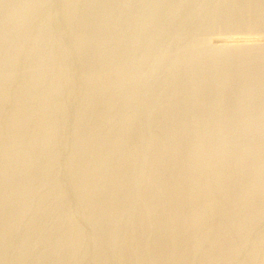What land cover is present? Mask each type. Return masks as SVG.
Returning a JSON list of instances; mask_svg holds the SVG:
<instances>
[{
  "label": "rangeland",
  "instance_id": "1",
  "mask_svg": "<svg viewBox=\"0 0 264 264\" xmlns=\"http://www.w3.org/2000/svg\"><path fill=\"white\" fill-rule=\"evenodd\" d=\"M81 1H82V3H81ZM157 1H158V3H157ZM21 2H23V3H21ZM94 2H95V5H94ZM183 2H185V3H183ZM241 7H242V5L236 4L234 2V0H162V1H160V0H130V1L129 0H123V2H122V0H98V1L97 0H94V1L93 0H74V1L73 0H31V1L30 0H11V1L10 0H7V1L6 0H0V14H1L0 15V61H1L0 66L2 67V69L0 68V75H2V77L0 76V101H1L0 102L1 103L0 104V114H1L0 115V118H1L0 119V122H1L0 123V140H1L0 141V153H1L0 159L1 160L0 161L3 162L2 158L5 157V156L3 157L4 153H7L12 146V143L10 142L11 140H10L9 136L12 135L13 132H10V131H12V129L15 128V127H13L15 125V123L19 124V122H20L21 126H23V127L19 128L20 127L19 126L18 127L19 129L17 131L19 133L20 132L21 133L19 134L18 132H14V134H13L15 137H17V135L18 136L21 135V136L19 137L20 139H19L17 145H14L15 148H18L17 149L18 151H17L16 157L14 156L15 158L13 157L14 159H12L13 163L12 162L11 163L13 164V166L16 164H19V166H20L21 162H24L23 159H25V162L27 163L26 164L27 167H22L19 169L17 168L18 170L15 169L16 172H14V173H18V174L13 175V177L15 176L14 178H16V177L18 178L20 176L19 177L20 179L16 178V184L18 183V185H25L27 183L28 184L30 183V185H31V184L35 183L34 185H36V186H34V190L32 192H30V194L29 193L26 194L27 198H24L25 200L27 199V201L32 205L31 208L29 209V211H27L29 213H26V217L28 218V220L30 222L27 220L26 221L27 223H25L26 225L23 224L21 226L22 228L20 227L21 231H19V234L21 233V235H20L21 238L24 237L23 235L26 233V231H29V228H30V230L31 229L34 230L35 233L37 232L35 235H32L29 239V240H31L30 243H32V244L29 243V245H30V248H29L30 249L29 250L30 251V261L31 262H33V260L44 249V247H46L45 248L46 250H48L50 247V249L52 251V249H53L52 245H56L55 242H57L59 239L61 240L63 238V235L65 236V234H66L65 231H67L66 228L69 227V224L65 220L66 215L67 214L68 215L73 214V216L78 217L76 219L77 221L74 222L75 223V225H74L75 226V232L77 229V233H80L78 235H80L82 237L81 241H80L82 244L80 243L81 244L80 245V244H78L79 242L73 241V242L77 243V245H74V246L76 249H79V248L81 249L82 247L83 248L85 247L84 249L88 250L87 253L84 254V256L81 255V258L79 261L80 263H77V264H88V263L89 264H96L93 260V256L91 253V247H93V246H91L90 241L87 240V238H85V236L88 237V236L92 235L93 229L89 225V219L87 217H84V215L82 216V213L80 212V211H82L81 210L82 205H84V202L82 200L83 198H81L79 196L77 188H75L73 186V182H72L73 176H72V172H71L70 163H71L72 157L74 155L73 154L74 150H75L74 148L77 145L82 144V142H83V144H85V148L84 149L82 148V150L80 151V156H79L80 160L78 159V162H80V163H78V167L80 169L83 166H86L89 164V162H88L89 160L87 159V157L85 155L86 153L95 151L96 148L98 149V147L101 145L105 146L106 148L109 147L110 152H109V150L104 149L105 152L101 151L102 153L99 154V157H98L99 159L97 158V160H95L98 162V164L101 163L105 159L108 162H111L112 160H114L113 162H111V165L107 166L108 168L106 166H103V168L106 169L105 170L106 173L104 172V169H103L101 171V173H103L102 175H109L112 172H114L116 167H118L114 163L117 162V160H119L120 158H125V156L128 157V155L133 156V160L135 159L134 160V166H136V167L132 169L133 170L132 173L134 172L133 176H137L139 178V180H137L136 183H138L140 180L141 181L138 184L135 183L137 186L135 184L134 185L132 184L134 187L130 186V184L124 185L125 187L124 186L122 187V191H127V192L131 191L132 192V191H134L135 186H136L137 190L138 189L141 190V188L143 189L147 185V181L145 180V178H142L143 177L142 172H145L146 169L148 168V161L155 151V150L152 151L153 147H155V146L152 147V145H154L155 143L152 140L151 136L153 134L151 132L155 133L154 131L156 130L155 129L156 126H154L153 128L151 127V125L153 126L155 124V122L153 123V122H151V120L153 118L156 119V117H154V116L161 117V116H159L160 113L163 116H164V114L167 115V112H164L165 109H163V107L161 109V107H160L161 105H159L158 107H157V105L160 104L161 102H163L161 104H164V100H162V99H165L166 97L164 98L163 96L167 94L166 96L168 98V96L170 95V92H173V90H175L174 89L175 87L177 88V86H174V85L176 84V82L180 81V79H181V77H180V79H179V77H177L178 74H181L179 76H183L185 74V76H183V78H182V81H180V82H183L182 83L183 90L186 89L189 91V89H190L192 92L196 89V87H198L197 85H200V84H197V83H200V80H198L196 83L197 76H194V75L196 74V72L197 73L199 72L198 70H200L201 67H202V69H203V67H206L207 65H211V67H212V64H213V63H211L212 61L209 58L208 59H209V62L211 61L210 62L211 64L208 62L207 57L206 58L203 57V55L206 56L205 54L207 52L209 53V51L212 52L213 50H217V51L219 50L220 55L223 54L222 56H224L225 54H228L227 52L230 53L233 51L232 49L239 47L238 45H242V40H244L245 38L243 39V36L241 37L240 35L239 36H233V34L232 35L230 34V36H229V35L217 34V36L213 37L214 39L209 40V37L211 35L210 34L211 33L210 27L213 26L212 25L213 22L211 20H213L214 15L219 14L218 16H220V19L218 18V22H216L217 24L215 23V29L216 30L214 29V31H217V33H218V31H222L224 29V27L230 26V25H232V23H234V20H236V18H237V16L235 14L239 9H241ZM97 8H99V9L97 10ZM156 9H157V11H156ZM101 13H102V16H101ZM149 13H151V14H149ZM154 13H156V14H154ZM253 14H255V12H251V14H248V16L242 20L243 23H245V22L249 23L250 21H252V19H254V16H255ZM121 15H122V17H121ZM26 17H28V18H26ZM94 17H96V18H94ZM234 17H236V18H234ZM110 18L112 19V21L110 20ZM31 19H32V21H31ZM106 20H109V21H106ZM7 21H8V23H7ZM23 21H24V24H23ZM94 22L96 23V25ZM193 22H194V24H193ZM210 23H211V25H210ZM29 27H30V29H29ZM87 27L90 31H92V33H90V31L87 29ZM92 28H94L95 30ZM86 29L88 30V32ZM99 29H102V30H99ZM14 30H16V31L14 32ZM82 36H84V38H82ZM116 37L118 39H116ZM222 37H224V38L222 39ZM230 37H232V38H230ZM125 38H126V40H125ZM247 39H249V42H248V40H246L247 44L252 43L251 45L257 44L260 46L261 44L263 45V43H264V35H262V36H251V37L248 36ZM20 40H21V43H20ZM111 40H113V41H111ZM212 40L214 41V43ZM104 41L108 45V48H106L107 45L104 44ZM208 41H210V42L208 43ZM211 41H212V43H211ZM254 41H255V43H254ZM18 43H20V44H18ZM74 43H75V45H74ZM20 45H21V47L19 48ZM103 45H105V46H103ZM190 45L191 46L193 45L192 48ZM100 48H101V51H100ZM212 48H213V50H212ZM215 48H217V49H215ZM93 49H95V50H93ZM221 50H223V51H221ZM204 52H206V53H204ZM221 52H223V53H221ZM198 53H199L198 57L202 56V57H200L202 59L198 60V58H196L197 57L196 54H198ZM92 55H93V57H92ZM196 59L198 60V62H201V63L199 64L196 62H192L194 60L197 61ZM203 59H204V61H203ZM7 61H10V62H7ZM3 62H7L8 64L9 63H11V64L5 65V67H4ZM10 65H11V67H10ZM108 65H110V66H108ZM214 65L215 64H213V66ZM199 66H200V68H199ZM208 67H210V66H208ZM62 68H64V70ZM210 68H208V69H210ZM214 68L218 69L215 66L211 70L207 69V71L209 73L207 78H209V77L213 78L214 77L213 78L214 84H213V82L209 81L211 78L206 79V77H205L206 81L204 80V83L206 84V86H205V84H203V81L201 80V82H202L201 86L203 84L204 87L203 86L202 87L204 90H206L205 87H208L211 84H212V90L208 87L209 90L208 89L206 90V91H208V93H206V91H205L206 94H203L204 92L201 93V91H200L202 89V87L199 86L200 88H197V90H195L196 93H190V94H192V95L197 94L198 90H199V94L205 95L206 97L208 95V98L207 99L204 98V99L211 101V103H213V99L217 100L218 102L220 101L219 103L217 102V104H220L221 102H223L222 103L223 105L220 104L221 108L223 107L222 108L223 110L219 107V105H215L216 101H214L215 104H213V106H212L211 103L207 102L206 100H205L206 104L207 103L210 104L208 106L209 109L207 108V106L205 104H204L205 107L203 106V108H205L206 110H209V111H206L205 109L202 110L203 108L201 105H203L204 100L202 101V99H200V98H202L203 96L202 95L197 96V95H199V94H197L195 98H194L195 95L193 97H191L192 95L188 94V91H186V90L185 91L187 93L184 96L186 97L188 95L190 97V99L187 96L186 98L183 97L180 101L181 104H183L186 100L188 101V100H191V98H193L191 100L192 101L191 103L188 101V103L190 104L189 106L187 105L188 104L187 101L185 102V104L186 103L187 104L186 105L183 104V105H184V108L186 107L188 110L191 108L190 107L191 105H192V107L196 105L195 108H193L194 110L191 111L192 108L189 110L192 112L193 116H191V114H190L191 112H189L185 108L187 110V113H189L191 117L195 118L193 120H196L194 123L191 122L192 126L195 125L194 128L197 126V129H198V126H200V125H198V122L200 123L201 121H205L207 124V125L205 124V130H207L206 129L207 127L209 128L208 130H210V131L214 130V132H210V131L208 132V130L205 131V132H207L206 133L207 135H208V133H211V135H212L211 137L208 135L209 137L207 136V139H206L207 142L209 141L208 142L209 146L207 144L205 145V147L208 146V147H210V149L213 147V145H211V143L215 144L213 141H216L217 138L218 139H217L216 143L220 142L221 135L219 133H220L222 127L226 126V125H224V122H225V124H227L229 122V119H228V117H226L225 114H222L224 119H221V118H223L221 115V112L224 113V111H226L227 108L232 105V102H231L232 101L231 100L232 95L235 94L234 92L237 91L240 84L243 83V81H245V80H242L235 85L233 84V86L228 88L229 91L227 89V91H228L227 92L226 88H223L221 85L219 87L217 86V83L219 82V81H217V79H219L218 77L221 76L220 75L221 72H219V70L218 71L214 70ZM212 70H213V72H212ZM214 71H215V74H213ZM211 72L213 75L210 74ZM182 73H183V75H182ZM176 77L179 80L175 82ZM187 77H188V79H187ZM189 77H191V78H189ZM192 77L193 78L196 77L194 79V81H193ZM185 78L187 79L188 82L192 79L190 81V83L195 82L196 84L194 83L195 85L194 84L190 85V83L185 81L186 80ZM4 79H5V81H4ZM246 81H247V79H246ZM206 82H208V84ZM179 83H177V84H179ZM186 83H187V85H186ZM188 85H190V87ZM192 85H194L195 89H191ZM217 87L219 88V90ZM220 87L223 88L224 90L221 91ZM216 89H217V91H216ZM204 90H202V91H204ZM167 92L169 93V95ZM218 92H220L219 94H222V95L221 96L218 95ZM222 92L224 93L225 96L223 95ZM227 93H229V94H227ZM212 95H213V97L215 95L216 99H215V97L213 98ZM217 95L220 97L224 96V99L221 98V99H223V101ZM198 97L201 101H198ZM86 98L90 99L92 101V102L90 101L88 103L89 106H88V104H86L87 106L85 105V103H87ZM184 98H185V100H184ZM23 99H25V100H23ZM257 99H259V100L256 101V99H255V101H256L255 103H257L256 108H258V104H259V107L261 104V108L263 109V107H264L263 106L264 105V103H263L264 102V100H263L264 95L260 96V98H257ZM195 100L198 102H195ZM229 100H231L230 103H229ZM258 101H259V103H258ZM174 102H175V100L172 101V104H171L172 106H174V104H173ZM180 102L178 101V103H180ZM193 102L197 103V104L194 105ZM201 102H202V104H201ZM178 103L176 101L175 105H178ZM198 103L201 105H199ZM252 105H255V104H252ZM216 106H218L216 109L220 108V110L218 109L217 111H215L214 108ZM159 107L161 110L158 109ZM251 107H253V106H251ZM224 108H226V109H224ZM261 108H260V110H261ZM112 109H113V111H112ZM155 109H157L156 113L159 112L158 110H160L161 112L159 114H155ZM212 109H214V110H212ZM254 109H255V107H254ZM13 110H15V111H13ZM134 111H135V113H134ZM203 111L204 112L206 111V112L204 113ZM210 111L211 112L214 111L215 115H214V113L211 114ZM146 112H148V113H146ZM263 112L264 111L261 110L260 114H262V115H260V117L264 115ZM149 113L152 114V116H150ZM206 113L207 114L209 113L208 115H212V117L209 116L210 117L209 118ZM237 113H235L236 116L231 117V119L233 118L236 120V117L239 116V113L238 114ZM18 114H19V116H18ZM145 114L147 115V117L149 115L150 118L146 119ZM203 114H205V115L203 116ZM22 115H24V117H22ZM101 115H102V118H100ZM128 115H129V117H128ZM206 115H207V117H206ZM214 116H216L217 119ZM256 116L259 117V115H256ZM19 117H20V119H19ZM144 117H145V119H143ZM151 117H152V119H151ZM201 117H205L204 119L208 118V121H206L207 119L204 120L203 118H202V120L198 121V119H201ZM213 117H214V121H213ZM260 117H259L260 121L258 120V118H256V120L253 122V124L254 125L257 124L258 127H260L259 124L262 125V123H264L263 122L264 116H263V120L261 119L262 117L261 118ZM128 118H129V120H128ZM161 118H163V117H161ZM226 118H227V120H226ZM148 119H151V120H149L147 122ZM189 119H190V117H189ZM209 119L213 123L211 121H209ZM218 119H221L222 122H221V120H218ZM17 120L18 121L20 120V121L17 122ZM127 120L129 122V124L126 123ZM143 120H144V123L142 122ZM162 120H164V119H162ZM215 120H218L219 122L216 121L218 123H216L214 125ZM14 121H16V122H14ZM23 121H25V122H23ZM256 121H258V122L255 124ZM124 122H125L126 127L124 126ZM219 123H223V125H220ZM50 124L52 125L51 127H52L54 132L52 133L51 131H49L48 133L50 134V132H51V134L47 136L46 142H44V144L40 143L38 148H35V150L29 151V149H31L33 146H37L36 143L38 144L37 141H40V138L42 136L44 128H46ZM208 124H209V126H208ZM140 125L143 129L140 127ZM217 126H219V128H217ZM262 126H264V124ZM96 127H98V128L95 129ZM136 127H137V129H136ZM150 127L152 128V130ZM215 127H216L217 132L215 130ZM9 128H12V129H9ZM149 128H150V130H148V131H150V133L148 134V131L146 129H149ZM138 129H140V130H138ZM153 129H155V130L153 131ZM96 130H98L97 131L98 133L96 132L95 134L96 135L98 134V135L97 136L93 135L94 136V138L92 136L93 140L90 138V141H88V138H87V136H85V134L89 135L91 132L96 131ZM139 131H140V133L143 131V133H141L143 135V137H145V134H148V135L151 134V135L149 138L146 137L147 139L146 138L143 139V137L139 133ZM144 131L145 132L147 131V132L145 133ZM100 133H101V135H100ZM112 133H114V134H112ZM52 134H53V137L51 136ZM139 134L141 137H139ZM107 135H109V136H107ZM10 137L12 138V136H10ZM213 137L216 139H214ZM48 138H49V140L50 139L51 140L49 141ZM111 138L113 139V141ZM140 138L145 140V142L142 140L141 141L143 142L142 144L144 146H146V144H147V146L144 147V149H141L142 150V151H140L141 153L139 152L137 155L132 154V151L135 149V147H137ZM256 138H257V133H255L253 135V137H251V140L253 139V141H254ZM110 139H111V141H109ZM114 139H115V141H114ZM149 139L153 144L149 141ZM82 140H84L85 142ZM107 141L109 143H107ZM221 141H222V139H221ZM111 142H113V143H111ZM147 142L150 143L151 146L150 145L148 146ZM144 143H146V144H144ZM9 144H11V146ZM30 144H31V146H30ZM132 147H134V148L132 149ZM208 147L204 150V153L209 157H206V155L203 156V158L206 157V159H203L204 162L208 161L209 158H211L210 154H212V152H213V150L211 149L212 150L211 151ZM25 148L28 151H26ZM19 149H20V151H19ZM22 149H24L23 150L24 152L22 151ZM32 151H33V154H32ZM39 151H41V152H39ZM210 151H211V153L209 154L208 152H210ZM18 152H19V154H21V153L22 154L19 155ZM27 154H30L31 156L29 155L30 156L29 157ZM83 156H84V158H83ZM81 157H82V159H81ZM29 158H31V159H29ZM28 159H29V161H28ZM14 160H15V162H14ZM16 160H18V161H16ZM36 161H40L39 163H41V164H39L40 166H38V168L33 169L32 168L33 164L36 163ZM95 161H94V164L95 163L97 164V162H95ZM8 162H10V161H8ZM18 162H20V163H18ZM29 162H31V163L29 164ZM67 162H69V163H67ZM48 164H50V165L48 166ZM112 164H114L115 166ZM232 165H233V168L235 169L236 165L233 164V162H232ZM234 165H235V167H234ZM110 166H114V167H111V169H110ZM30 167H31V169H30ZM26 168L28 170L30 169L29 171L33 172V173H30L29 171H27ZM143 169H145V170H143ZM237 169H239V162L237 164ZM237 169H235V170H237ZM20 170H22L23 172L25 170L26 171H25V173H23ZM110 170H112V171H110ZM209 171H210V169H208L207 172L211 174V171L210 172ZM21 172L24 175L23 174L21 175ZM140 175H141V177H140ZM206 175H207V173L205 170V176ZM263 175H264V173L260 176L261 177L260 180L262 182L264 181ZM26 177H30V178H28V180H27ZM244 178L245 177H243V179H240L241 182L240 181L237 182L239 184V186H238V184H236V187L238 186L237 188L240 189V186L244 185V182L246 181ZM25 179L27 181H25ZM32 179H33V181H32ZM202 179L203 178L201 177L200 180H202ZM23 180H24V182H22ZM203 180L199 181V182H203ZM67 181H69V182H67ZM70 181H71V183H70ZM22 183H25V184H22ZM4 184H6V182L5 183L1 182L0 185L3 186ZM2 186H0V187L2 188ZM219 186H217L218 188H215V189L219 190L220 189ZM4 187L5 186H3V189H4ZM3 189H0V192ZM218 190L217 191L215 190L216 191L215 194L219 193ZM236 191L238 192L237 189H236ZM103 192L105 193V191H103ZM100 195H103V194H100ZM210 195L212 196V195H214V193L210 194ZM98 197H100V196H98ZM102 197L103 196H101L100 198H102ZM258 197L264 198L263 195L257 196V198H255L254 201L255 202L259 201L258 202L259 204L258 203L255 204L253 201L252 202L253 205L255 204L256 206L257 205L259 206L260 203H262V204L264 203V200L263 199L260 200V198H258ZM0 199L2 200V201L0 200V203H1L0 205L5 204L7 207L10 206V208H12L15 205V203H14V205L12 204L13 202L11 201V198L7 199L6 197L1 196ZM5 199H7V201H9L11 204L9 202H7ZM5 201L8 205L5 203ZM133 202L134 203H131V206H133V207L140 206V205H138L141 203L140 198H138V199L136 198ZM262 204H261V207L264 206V204L263 205ZM132 208L130 207V209L127 211L129 216H128V214L125 213L127 215V216L125 215L126 218H124V217L122 218V221L124 220L123 221L124 224L127 223L130 225V223H128L129 218L133 216V212H134L133 210H136V208H134V209H132ZM263 209H264V207H262V211H263ZM246 211H248V210L244 209L241 213H244ZM262 211L260 214H258L256 216V219L253 220V223L256 222L255 223L256 227L254 226L253 223H251L253 225L249 224V229H251V232L248 229L249 230L248 237L246 236L248 240L244 243L245 245H243V247H242L243 249L241 250L240 254H238L239 256L237 255L236 257H234L233 261L234 260L235 261L234 262L232 261V263H230V264H241L242 262H244L243 260L245 258L247 259L248 254H251L253 249L258 248V251H259V249H261V247L264 248V243L258 242L260 240V238L264 237V219H263L264 216H262V215H264V211L263 212ZM130 213H132V214H130ZM210 214H211V212H210ZM209 215H207V217ZM259 216L263 217V218H258ZM126 219H128V220H126ZM123 222H120V226H121V223L123 224ZM66 223H67V225H65ZM79 224H81V225H79ZM127 224H125V226L122 225V227H120V228H122V229H119L120 235H122L123 233L126 232L125 229H127L129 227V225L127 226ZM64 225H65V227H64ZM250 225H251V228H250ZM70 226H72V225L70 224ZM36 227H37V229H36ZM27 228H28V230H27ZM79 229H81L83 231V233ZM78 230H79V232H78ZM84 231H85V233H84ZM75 235H76V233H75ZM255 235H258V236H255ZM44 238L46 240H44ZM19 239H20V237H19ZM53 240H55V241H53ZM18 241L19 240L17 238L15 240V242H13V243L14 244L18 243ZM45 241H47V242H45ZM51 241L53 244L48 243ZM83 241H86L87 243L83 242ZM42 242L44 245L42 244ZM75 243H73V244H75ZM83 243H84V245H83ZM246 243H247V245H249L248 243H250V247L246 246ZM257 243L259 246H260V244L262 246L259 248V246H257ZM85 244H87V245H85ZM88 244L90 246H88ZM7 245L8 244L6 243V246ZM205 246H207V245L205 244ZM203 248H204V246L202 247V249ZM244 250H245V253H244ZM262 251L264 252V250H262ZM62 253L63 254L65 253L64 258H66L67 257L66 252H62ZM263 254L264 253H262V252L259 253V255L261 256L262 259L259 257V255L256 258H259L260 261H263L264 260V257H262ZM62 255L60 254L59 257L63 259ZM9 256L11 257V256H13V254H11V255L9 254L8 259H6V261L10 260ZM243 256H245V257H243ZM259 259H256L257 260L256 262H258V264H262V262L259 263ZM88 260H89V262H88ZM31 262H30V264H31Z\"/></svg>",
  "mask_w": 264,
  "mask_h": 264
},
{
  "label": "bare ground",
  "instance_id": "2",
  "mask_svg": "<svg viewBox=\"0 0 264 264\" xmlns=\"http://www.w3.org/2000/svg\"><path fill=\"white\" fill-rule=\"evenodd\" d=\"M160 1H162V0H160ZM122 2H123V0H122ZM234 2L236 4L242 5L241 9H239L235 14L237 16V18L234 17V18H236V20H234V23H232V25L224 27V29L222 31H218V33H217V31H214L215 23L218 22V18L220 19V16H218L219 14H215L213 17V20H211L213 22L212 23L213 26L210 27V32H211L210 34L211 35L209 37V40L214 39L213 37L217 36V34L229 35V36H230V34L231 35L233 34V36H239L240 35L241 37L243 36V39L245 38L244 40L241 39L242 45H238L239 47L232 49L233 50L232 52H230V53L227 52L228 54H225L224 56H222L223 54L220 55L219 50L218 51L213 50V48H212V50H213L212 52H210V51H209V53L204 52V53H206L205 54L206 56H204L202 54L204 58H206V57H207V59L209 58L212 61V62L211 61L210 62L215 64L214 66L218 68V69L214 68V70H217V71L219 70V72H221V74H220L221 76L220 75H219L220 77L217 76L219 78V79H217V81H219L217 83L218 87L221 85L223 88H226V91H227V89L229 87L233 86V84L235 85L238 82L245 80V81H243V83L240 84L238 89L236 88L237 91L234 92L235 94L232 92L234 94V95H232L233 99L231 98L232 101L229 100V103L231 101L232 105L229 106L227 108V110L224 111V113H222L220 111L221 115L225 114L226 117H228L229 122L227 121L228 123L225 124V122L223 121L224 125H226V126L222 127V129L220 128L221 131L219 134L221 135V137L220 136L219 137L222 139V141L220 139V142L216 143L218 138L216 139L213 137L214 139H216V141H213L215 144L211 143V145H213V147L211 148L213 150L212 154H210L212 150L210 149V147H208L209 141L207 142V140H206L208 135L210 137L212 135H211V133H208V135H207L206 134L207 132H205L209 129L207 127L206 128L207 130H205L206 122L205 121H201L200 123L198 122V125H200V126H198V129H197V126L194 128L195 125L192 126V124H191V122L194 123L196 121V120H193V119H195L194 117H191V116H193L191 111L194 110L193 108H195V106H196L195 104H197V103L193 102L195 106H193V107H192V105L190 106L192 108V109L190 108L191 111H189L190 109L188 110L185 107L189 112H191L190 113L191 116H190V114L187 113V110L184 108V105H186L188 103V101L191 103L192 102L191 100L193 98H191V100H188V101L186 100L187 101L186 104H185L186 101L185 102L183 101L184 105L181 104V102H180L181 99L183 97H185L184 95L187 93L186 91H188L186 89H185L186 91L183 90V86H182L183 82H180V81H182L183 76H185V74L183 75V73H182L183 76H179L181 74H178V76H177V77H179V79L181 77L180 81H178L179 79L176 77L175 82L176 81H178V82H176V84L174 86H177V88L175 87L174 88L175 90H173V92H170V95L167 92L169 95L168 98L166 96L167 94L165 93L166 95H164L163 97L164 98L166 97V98L162 99V100H164V104H161L163 102L160 101L161 103L157 105V107L159 105H161L160 106L161 109L163 107V109H165L164 112H167V115L164 114V116H163L160 113L161 109L159 107L158 108V109H160V110H158L159 112L156 113L157 109H155V114L160 113L159 116H161L163 118L153 115L154 117H156V119L155 118L152 119V117H151L152 120L151 119L147 120V122L149 120H151V122H153V123L155 122V124H156V125L154 124L152 126L149 123L152 128L154 126H156L155 127L156 130L153 129V131L155 130L154 131L155 133L151 132L153 134L151 136L152 140L155 143L154 145H152V147L155 146V147H153L152 151L153 150H155V151L148 161V168L146 169L145 172H142V175H143L142 178H145V180L147 181V185L143 189L142 188H141V190L136 189V186H137L136 184H138L141 180L138 183H136V181L139 180V178L137 176H133L134 172L132 173V171H133L132 169L136 167V166H134V160L135 159L133 160V156L128 155V157L125 156V158H120L119 160H117V162L114 163L115 165L118 166L115 169L116 171L114 170V172H112L109 175H102L103 173H101V171L104 169L103 166L107 167L108 165H111V162H113L114 160H112L111 162H108L104 158L105 160H103L99 164L95 160H97V158L99 157V154L102 153L101 151L105 152V150H109V152H110L109 147L106 148L105 146L101 145L102 147L99 146L98 149L96 148L95 151L86 153L85 155H86L87 159L89 160L88 161L89 164L88 163H87L88 165L85 164L86 166H83L84 168L82 167L80 169L78 167V163H80V162H78V159L80 158L79 157L80 151L82 150V148L83 149L85 148V144H83V142H82V144H79L74 148L75 149L74 153H73L74 155L72 154L73 157H72V160L70 163L71 172H72V176H73L72 182H73V186L75 188H77L79 196L81 198H83L82 200L84 202V205H82V209H81L82 211H80V212L82 213V216L84 215V217H87L89 219V225L93 229L92 235L88 236L89 238L87 236H85V238H87V240L90 241L91 246H93V247H91V253L93 256V260L96 264H230V263H232L234 257H236L238 254H240L241 250L243 249L242 248L243 245H245L244 243L248 240L247 237H248L249 230L251 232V229H249V224L253 223V220L256 219V216L261 213L262 207H264V206L261 207L262 203H260L259 206L258 205L256 206L255 204L258 203L259 201L258 202L254 201V199L257 198V196H261V195L264 196V181L262 182L260 180V178H261L260 176L264 173V126H262L264 123H262V125L259 124L260 127H258L256 124L258 121L255 122L256 125L253 124V122L256 120V118H258V120H259L260 115H262V114H260L261 110L264 111V107H263L264 105L262 106L263 107V109H262L261 104H260V107L258 104V108H259L258 109V108H256L257 103H255L257 100H259L257 98H260V96L264 95V43H263V45L261 44L262 46L261 45L259 46L257 44L251 45L252 43L247 44L246 40H248V42H249L250 38L247 39L248 36L251 37V36H262V35H264V0H234ZM21 3H23V2H21ZM81 3H82V1H81ZM157 3H158V1H157ZM183 3H185V2H183ZM94 5H95V2H94ZM98 9L99 8H97V10ZM156 11H157V9H156ZM251 12H255V14H253V15H255L254 19H252V21H250L249 23L248 22L243 23L242 20L244 18H246L248 16V14H251ZM149 14H151V13H149ZM154 14H156V13H154ZM101 16H102V13H101ZM121 17H122V15H121ZM26 18H28V17H26ZM94 18H96V17H94ZM110 20L112 21L111 18H110ZM8 21H7V23H8ZM31 21H32V19H31ZM106 21H109V20H106ZM23 24H24V21H23ZM193 24H194V22H193ZM95 25H96V23H95ZM210 25H211V23H210ZM29 29H30V27H29ZM87 29H88V27H87ZM92 29H94V28H92ZM102 29H99V30H102ZM88 30H87V32H88ZM15 31L16 30H14V32ZM90 33H92V31H90ZM117 37H116V39H118ZM82 38H84V36H82ZM223 38L224 37H222V39ZM230 38H232V37H230ZM125 40H126V38H125ZM111 41H113V40H111ZM212 41H211V43H212ZM209 42L210 41H208V43ZM20 43H21V40H20ZM20 43H18V44H20ZM213 43H214V41H213ZM254 43H255V41H254ZM104 44L107 45L105 43V41H104ZM74 45H75V43H74ZM105 45H103V46H105ZM192 46H191V48H192ZM20 47H21V45L19 46V48ZM106 48H108V45ZM215 49H217V48H215ZM93 50H95V49H93ZM100 51H101V48H100ZM221 51H223V50H221ZM221 53H223V52H221ZM196 56H197L196 58H198V60L202 59V58H200L202 56L198 57L199 53L196 54ZM92 57H93V55H92ZM209 59H208V62H209ZM198 60L197 61L194 60L192 62H196V63L200 64L201 62H198ZM203 61H204V59H203ZM7 62H10V61H7ZM7 62H3L4 67H5V65L11 64V63L8 64ZM0 63H1V61H0ZM213 64H212V67H211V65H207L206 67H203V69H202V67L200 68V66H199V68H200V70H198L199 72L198 73L196 72V74L194 75V76H197V78L192 77L193 81L195 78L197 79L196 83L198 80H200V83H197L200 85H197L198 87H196V89L194 87V85L196 83L195 82H194L195 84L190 83V81L192 79L189 82L187 81L188 77H187V79L185 78L186 80L184 79L186 82L190 83V85L194 84L191 86V89L197 90V88H200L203 86V84H205L204 80L206 81V79L211 78V77L207 78V76L209 75L207 69L211 67L210 69H208V70H211L214 67ZM108 66H110V65H108ZM208 66H210V67H208ZM10 67H11V65H10ZM0 68L2 69L1 66H0ZM62 69L64 70V68H62ZM212 72H213V70H212ZM212 72L210 74H212ZM213 74H215V71ZM0 76L2 77V75H0ZM205 77H206V79H205ZM189 78H191V77H189ZM213 78H211L213 81L211 79L209 81L213 82V84H214ZM246 79H247V81H246ZM201 80L203 81L202 86H201V83H202ZM4 81H5V79H4ZM177 83H179L181 86ZM206 83L208 84V82H206ZM186 85H187V83H186ZM190 85H188V86L190 87ZM205 86H206V84H205ZM210 86H208V87L212 90V84ZM203 87L200 90L201 93L202 92H204L203 94L208 93V91H206L208 89V87H205L206 90H204ZM223 88L220 87L221 91L224 90ZM195 90L191 92V90L189 89L190 92L188 91V94L196 93ZM202 90H204V91H202ZM218 90H219V88H218ZM205 91H206V93H205ZM216 91H217V89H216ZM228 91H229V89H228ZM219 93L220 92H218V95L221 96L222 94H219ZM197 94H199V90H198ZM197 94H194L195 96L192 94H190V95H192L191 97L194 96V98H195ZM227 94H229V93H227ZM200 95H202V94H199L197 96H200ZM223 95H224V93H223ZM202 96L203 97L200 99H202V101L204 100L203 105H201L202 102H201V104H199V103L198 104L201 105L202 108L205 104L207 106V108L209 109L208 106L210 104L209 103L206 104V102H205V100L208 98V95H207V97L205 95H202ZM220 96H218L220 99L221 98L224 99L225 95L223 97H220ZM212 97H213V95H212ZM214 97H215V95H214ZM185 98H184V100H185ZM204 98H206V99H204ZM189 99H190V97H189ZM200 99L198 97V101H201ZM215 99H216V97H215ZM223 99H221V100L223 101ZM255 99H256V101H255ZM23 100H25V99H23ZM174 100H175V102L177 101V103H178V101H179L180 103H178V105H175V102H174L173 103L174 106H172L171 104H172V101H174ZM86 101H87V103H85V105L88 104L91 100L86 98ZM198 101L195 100V102H198ZM206 101L211 103V101H208V100H206ZM214 101H216L215 102L216 104L214 103ZM217 102H218L217 100L213 99V103H211V105L212 106H213V104L219 105V107L221 108L220 104H222L223 102H221L220 104H217ZM258 103H259V101H258ZM252 104H255L256 106L252 105ZM187 105L189 106L190 104L188 103ZM88 106H89V104H88ZM251 106H253V107H251ZM217 107L218 106H216L214 108L215 111H217L218 109L220 110V108L216 109ZM254 107H255V109H254ZM260 108H261V110H260ZM204 109L205 108H203L202 110H204ZM214 109H212V110H214ZM224 109H226V108H224ZM13 111H15V110H13ZM112 111H113V109H112ZM206 111H209V110H206ZM237 112L239 113L240 117L239 116H238L239 118L236 117V120L232 118L233 119L232 120L231 117H235L236 116L235 113H237ZM134 113H135V111H134ZM146 113H148V112H146ZM212 113H214V111L211 112V114ZM263 114H264V112H263ZM204 115L205 114H203V116ZM207 115H206V117H207ZM214 115H215V113H214ZM256 115H259V117ZM18 116H19V114H18ZM150 116H152V114H150ZM209 116L212 117V115H208V117ZM263 116H261L262 118L260 117L262 120H263ZM22 117H24V115H22ZM128 117H129V115H128ZM145 117H146V119L150 118L149 115H148V117H147V115ZM145 117L143 119H145ZM189 117H190V119L191 118L192 119L190 120ZM214 117H216V116H214ZM214 117H213V121H214ZM222 117H223V115H222ZM100 118H102V115L100 116ZM202 118L204 119L205 117H201V119H198V121L202 120ZM19 119H20V117H19ZM162 119H164V120H162ZM206 119H204V120L208 121V118H206ZM216 119H217V117H216ZM221 119H224V117ZM221 119H218V120H221ZM128 120H129V118H128ZM128 120L126 122L127 124H129ZM218 120H215L214 125L219 122ZM226 120H227V118H226ZM19 121L17 120V122H19ZM209 121H211V120L209 119ZM216 121H218V122H216ZM14 122H16V121H14ZM23 122H25V121H23ZM142 122L144 123V120ZM221 122H222V120H221ZM263 122H264V120H263ZM16 124L17 123H15V125ZM51 124L48 125L46 128H44V130L42 129L43 133H42V136L40 138V141H37L38 144L35 142L37 146H33L31 149H29V151L35 150V148L39 147L40 143L44 144V142H46L47 136L50 135L51 132L52 133L54 132L52 127H51L52 126ZM209 124H208V126H209ZM219 124L223 125V123H219ZM15 125L13 126L15 128H13V129L9 128V129H12V131H10V132H13L12 135H10V136H12V138L9 136V138L11 140L10 142L12 143V146H11V144H9L11 146V148L9 149V151L7 153H4V155H3V157L5 156L4 158L1 157L3 159V162L0 161V184H1V182L2 183L6 182V184L3 185V186H5L4 189H3V186L0 185V186H2V188L0 187V189H3L0 192V197L3 196V197H6L7 199L11 198V201L13 202L12 204L14 205V203H15V205L12 208H10V206L7 207L5 204L0 205V217H1L0 218V264H30L31 261H30V251H29L30 245H29V243L31 242V240H29V239L32 235H35L37 233V232L35 233L34 230H32V229L30 230V228H29V231H26V233L23 235L24 237L22 236L23 238H21V236H20L21 233L19 234V231H21L20 227L23 224L27 223L26 221L28 220V218L26 217V213H29L27 211H29V209L32 206L27 201V199L25 200L24 198H27L26 194H28V193L30 194V192H32L34 190V186H36V185H34L35 183L31 184V185H30V183L29 184L28 183L27 184L22 183L25 185H18V183L16 184V178L17 177L16 178H14L15 176L13 177V175L18 174V173H14V172H16L15 169L27 167V165H26L27 163L25 162V159H23L24 162H21L20 166H19V164H16L13 166V164H12L13 163L12 159H14L16 157V154L18 151L17 150L18 148H15L14 145H17V143L20 139L19 137L21 136V135L20 136L17 135V137H15L13 134H14V132H18L17 130L19 128L23 127V126H21L20 122L16 126ZM124 126H125V122H124ZM219 126H217V128H219ZM140 127H141V125H140ZM97 128L98 127H96L95 129H97ZM150 128L146 129V130L148 131V130H150ZM152 128H151V130H152ZM136 129H137V127H136ZM138 130H140V129H138ZM215 130H216V127H215ZM49 131H51L50 134L48 133ZM97 131L98 130L93 131L89 135L85 134V136H87V138H88V141H90V138L92 139L93 135H96L95 133ZM209 131L210 130H208V132ZM210 132H214V130L210 131ZM216 132H217V130H216ZM101 133H100V135H101ZM139 133H140V131H139ZM141 133H143V131ZM149 133H150V131H148V134ZM255 133H257L258 139L256 138L257 140L255 139L253 141V139L251 140V137H253V135ZM112 134H114V133H112ZM140 134H139V137H141ZM148 134H145V137H143L142 134L141 135H142L143 139H145L146 137L147 138L150 137L151 134L150 135H148ZM51 136L53 137V134ZM107 136H109V135H107ZM93 138H94V136H93ZM111 139L109 141H111ZM143 139L142 138L139 139V143H138L137 147H135V149L132 151V154L137 155L140 151H142L141 149H144V147L147 146L146 143H144V144H146V146H144L142 144L143 143L142 141L145 142V140H143ZM150 139H149V141H150ZM48 140H49V138H48ZM82 141H84V140H82ZM112 141H113V139H112ZM114 141H115V139H114ZM107 143H109V142L107 141ZM111 143H113V142H111ZM206 144L208 145L207 147L211 150L210 152H208L210 154L211 158H209L208 161H205L206 162L205 163L203 159H206V157H209L204 153V150L207 148V147H205ZM149 145H150V143H148V146ZM30 146H31V144H30ZM133 148L134 147H132V149ZM23 150L24 149H22V151ZM19 151H20V149H19ZM26 151H28V150L26 149ZM39 152H41V151H39ZM18 154H19V152H18ZM21 154H19V155H21ZM30 154H27V155L29 156ZM32 154H33V151H32ZM205 155H206V157L203 158V156H205ZM83 158H84V156H83ZM29 159H31V158H29ZM29 159H28V161H29ZM81 159H82V157H81ZM8 161H10V162H8ZM16 161H18V160H16ZM94 161L97 162V164L96 163L94 164ZM14 162H15V160H14ZM31 162H29V164ZM39 162L40 161H36V163L33 164L32 168L33 169L38 168V166H40L39 164H41ZM232 162H233V164L236 165L235 169H237V164L239 162V169L235 170L233 168ZM18 163H20V162H18ZM67 163H69V162H67ZM114 164H112V165H114ZM49 165L50 164H48V166ZM235 165H234V167H235ZM114 166H110V169H111V167H114ZM207 168L210 169L211 174L207 172V170H208ZM30 169H31V167H30ZM29 170L27 169V171H29ZM105 170L106 169H104V172H105ZM143 170H145V169H143ZM205 170H206L207 175L208 176L210 175L209 177L207 175L205 176ZM20 171H22V170H20ZM25 171L24 172L22 171V172L25 173ZM110 171H112V170H110ZM22 172H21V175L23 174ZM30 173H33V172H30ZM19 177L17 179H20ZM140 177H141V175H140ZM201 177L204 179V180L202 179L203 182H199V181H202V180H200ZM243 177H245L244 179L246 181L244 182V185L242 184L243 186H240V189H239V188H237L239 186V184L237 182H239L240 179H243ZM26 178L28 180V178H30V177H26ZM263 179H264V175H263ZM27 180L25 179V181H27ZM32 181H33V179H32ZM22 182H24V180ZM67 182H69V181H67ZM70 183H71V181H70ZM126 184H130V186H133L135 184L136 186H135L134 191H132V192L131 191L130 192L122 191V187ZM236 184H238L237 187H236ZM217 186L220 187L219 190L215 189V188H218ZM236 189L238 190V192L236 191ZM215 190L216 191L218 190L219 193L215 194L216 193ZM103 191H105V193ZM213 193H214V195L211 196L210 194H213ZM100 194H103V195H100ZM98 196H100V197L103 196V197L100 198ZM136 198L137 199L140 198V201H141V203L138 204L140 206H137L138 208L131 206V203H134L133 201ZM258 198H260V197H258ZM7 199H5V200L7 201ZM261 199L264 200V198H260V200ZM6 201H5V203H6ZM253 201L255 203L254 204L255 206L252 203ZM7 202H9V201H7ZM130 207L131 208L133 207L132 209L136 208V210L137 209L138 210L137 211L133 210L134 211L133 216L130 218L128 217L129 218L128 223H130V225L125 223V224H127V226L129 225V227L128 228L126 227L127 228V229H125L126 232L123 233L122 235H120L119 229H122L120 227H122V225L125 226V224L123 222L124 220L122 221V218L123 217L126 218V216H127L126 214H128L127 211L130 209ZM244 209L248 210V211L241 213ZM263 211H264V209H263ZM210 212H211V214H210ZM130 214H132V213H130ZM207 215H209V216L207 217ZM128 216H129V214H128ZM262 216H264V215H262ZM65 218H66L65 219L66 222L69 224V227L66 228L67 231H65V233H66L65 236L63 235V238L61 240L59 239L57 242H55L56 245H52L53 244L52 241L48 242V243H52L51 244L53 246L52 251H51L50 247H49L50 250L48 248H47L48 250H46L45 249L46 247L43 246L44 249L41 252L39 251L40 253L38 254L37 257L35 256L36 258L33 260V262H31V264H77V263H80L79 261H80L81 255L84 256V254L87 253L88 250H85L84 249L85 247L84 248L82 247L81 249L80 248L76 249L74 246V245H77V243H75L73 241L79 242L78 244H80L81 243L80 241L82 238L80 235H78L80 233H77V229L75 232V226H74L75 223L74 222L77 221L76 219L78 217L73 216V214L72 215L67 214ZM258 218H263V217L259 216ZM126 220H128V219H126ZM120 222H123V224L121 223V226H120ZM67 223L65 225H67ZM255 223H253L254 226H255ZM70 224L72 226H70ZM253 224H251V225H253ZM65 225H64V227H65ZM79 225H81V224H79ZM251 225H250V228H251ZM36 229H37V227H36ZM81 229H79V230H81ZM27 230H28V228H27ZM79 230H78V232H79ZM75 233H76V235H75ZM82 233H83V231H82ZM84 233H85V231H84ZM255 236H258V235H255ZM19 237H20V239H19ZM17 238L19 241H18V243L14 244L13 242H15V240ZM44 240H46V239L44 238ZM47 241H45V242H47ZM53 241H55V240H53ZM83 242H86V241H83ZM258 242L264 243V237L260 238V240ZM6 243L8 244L7 246H6ZM73 243H75V244H73ZM250 243H248L249 245H247V243H246V246L250 247ZM30 244H32V243H30ZM42 244H43V242H42ZM205 244L207 246H205ZM83 245H84V243H83ZM85 245H87V244H85ZM88 246H90V245L88 244ZM203 246L205 249L204 248L202 249ZM257 246H259L258 243H257ZM261 246L262 245L260 244L259 248ZM262 248L263 247H261V249H259V251L264 253L262 251V250H264V248L263 249ZM259 251H258V248L253 249L251 254H248L247 259L245 258L246 260L244 259L243 260L244 262H242L241 264H258V262H256L257 261L256 259H259V258H256V257L259 255V253H260ZM62 252H66V255H67L66 258H64L65 253L63 254ZM244 253H245V250H244ZM9 254L10 255L13 254V256H11L12 258L9 256L10 260L6 261V259H8ZM60 254L61 255L63 254L62 255L63 259L59 257ZM263 255H262V257H264ZM243 257H245V256H243ZM259 257L261 258L260 255H259ZM88 262H89V260H88ZM260 262H262V264H264L263 263L264 260L260 261V259H259V263Z\"/></svg>",
  "mask_w": 264,
  "mask_h": 264
}]
</instances>
